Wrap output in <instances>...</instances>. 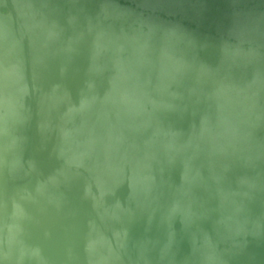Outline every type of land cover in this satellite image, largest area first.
Instances as JSON below:
<instances>
[{
	"label": "water",
	"instance_id": "1",
	"mask_svg": "<svg viewBox=\"0 0 264 264\" xmlns=\"http://www.w3.org/2000/svg\"><path fill=\"white\" fill-rule=\"evenodd\" d=\"M5 40L57 100L55 235L11 159L8 83L18 134L25 112ZM100 247L264 264V0H0V264H95Z\"/></svg>",
	"mask_w": 264,
	"mask_h": 264
},
{
	"label": "rangeland",
	"instance_id": "2",
	"mask_svg": "<svg viewBox=\"0 0 264 264\" xmlns=\"http://www.w3.org/2000/svg\"><path fill=\"white\" fill-rule=\"evenodd\" d=\"M5 42L7 44V47L5 45L4 48L7 75L12 74L15 79L14 82L19 86L21 104L25 112V121L20 122L22 129L21 133L18 134L15 113L17 100L13 93H10L8 83L6 120L11 159L14 158L16 162L21 164V172L24 178L23 186L28 201L32 202L33 214L38 224H42L41 214L43 217L46 216L43 224L50 225V233L55 235L61 215L55 213L54 219L53 217L49 218V208H62L64 196L61 186L62 179H60V161L58 153L56 154L55 151L58 148L56 146L57 131L55 130V101L57 100L50 91L44 88L35 67L26 63L28 60L22 42L19 41L13 49L6 40ZM8 80L9 78H7V82ZM19 149L21 152L23 151V154L18 153ZM52 185H54L53 189L59 186V198L51 201ZM16 191L18 192V190ZM17 192L16 195L18 196ZM18 206L20 207V202H18ZM22 224L24 225V222ZM24 230L27 237L30 238L25 227ZM92 255L95 264H128L122 259L121 254H107L102 247H100V251L96 250V254Z\"/></svg>",
	"mask_w": 264,
	"mask_h": 264
}]
</instances>
